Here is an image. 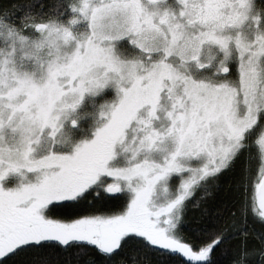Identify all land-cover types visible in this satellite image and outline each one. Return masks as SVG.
I'll return each instance as SVG.
<instances>
[{
	"label": "snow or ice",
	"instance_id": "snow-or-ice-1",
	"mask_svg": "<svg viewBox=\"0 0 264 264\" xmlns=\"http://www.w3.org/2000/svg\"><path fill=\"white\" fill-rule=\"evenodd\" d=\"M264 264V0H0V264Z\"/></svg>",
	"mask_w": 264,
	"mask_h": 264
},
{
	"label": "trees",
	"instance_id": "trees-1",
	"mask_svg": "<svg viewBox=\"0 0 264 264\" xmlns=\"http://www.w3.org/2000/svg\"><path fill=\"white\" fill-rule=\"evenodd\" d=\"M217 264H223V258H219V259L217 260Z\"/></svg>",
	"mask_w": 264,
	"mask_h": 264
}]
</instances>
